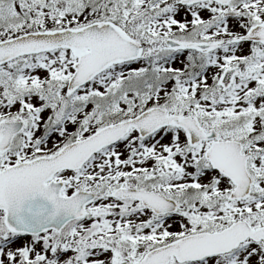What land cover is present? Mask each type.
Masks as SVG:
<instances>
[{"label": "snow or ice", "instance_id": "obj_1", "mask_svg": "<svg viewBox=\"0 0 264 264\" xmlns=\"http://www.w3.org/2000/svg\"><path fill=\"white\" fill-rule=\"evenodd\" d=\"M0 264H264V0H0Z\"/></svg>", "mask_w": 264, "mask_h": 264}]
</instances>
